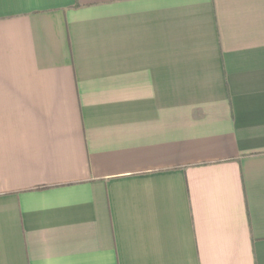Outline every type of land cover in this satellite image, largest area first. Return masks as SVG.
Masks as SVG:
<instances>
[{
    "label": "crops",
    "instance_id": "obj_1",
    "mask_svg": "<svg viewBox=\"0 0 264 264\" xmlns=\"http://www.w3.org/2000/svg\"><path fill=\"white\" fill-rule=\"evenodd\" d=\"M0 264H264V0H0Z\"/></svg>",
    "mask_w": 264,
    "mask_h": 264
}]
</instances>
